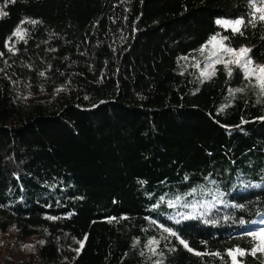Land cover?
I'll return each instance as SVG.
<instances>
[{
  "label": "trees",
  "instance_id": "16d2710c",
  "mask_svg": "<svg viewBox=\"0 0 264 264\" xmlns=\"http://www.w3.org/2000/svg\"><path fill=\"white\" fill-rule=\"evenodd\" d=\"M256 7L0 0V231L22 250L0 264H232L237 248L264 264L247 235L264 227V95L236 66L202 76L200 51L223 36L264 63ZM241 18L243 34L216 22Z\"/></svg>",
  "mask_w": 264,
  "mask_h": 264
},
{
  "label": "snow or ice",
  "instance_id": "6c2138e0",
  "mask_svg": "<svg viewBox=\"0 0 264 264\" xmlns=\"http://www.w3.org/2000/svg\"><path fill=\"white\" fill-rule=\"evenodd\" d=\"M8 2H12L14 3L15 0H8ZM261 4L264 5V0H260ZM252 3L255 4V0H252ZM255 12L256 13H260L258 19L259 21L264 22V7H256L255 8ZM7 15L6 12H4L2 9H0V17ZM217 24H221L223 26H225L226 28L231 29L232 32L234 33H242V27H247V25L245 24V20L244 19H235L232 21L229 20H217L216 21ZM31 23H39L38 21H31ZM249 24H252L253 26H255V19L253 20H249L248 21ZM15 36H18L20 39H23V33L18 29L15 33ZM228 37H223L221 40H217L216 36L211 37L209 44L213 45V48L215 49L217 47V45L219 46V51H213L212 56L216 57V59L214 60L215 64H221L223 63L225 67H228L229 65H235L236 67L242 68L244 70V74H245V79H250L254 81V87H257L260 91L261 95H264V65H256L253 66V61L251 60V58L248 56V53L251 51V49L249 48H244L241 47L240 49L236 50L233 49L231 47H228L224 44V41L227 40ZM7 46V45H6ZM11 50V49H9ZM201 52L204 51V47H202L200 49ZM227 54L229 56L235 57V59H229L227 61H225L223 59V55ZM3 54L0 53V56H2ZM185 59H187V57H185ZM195 67H199V64L194 65ZM232 73V69L229 68V75H231ZM41 76L44 75V73H40ZM202 76L205 77H209L210 78V74L207 72V66L205 68V70L201 73ZM235 91H241V89H236ZM212 183H215V181H212ZM257 187L259 185H256ZM197 192V188H193L191 189V191L189 193H187L186 195H193ZM220 195H223L222 193ZM163 199V198H161ZM181 200L180 196H177L175 201H169V206L170 207H175L176 203L179 202ZM183 206H188L187 204H184ZM193 207H195V205H193ZM191 216H185L184 219H191ZM206 223H216V221H205ZM177 223H179V221H177ZM241 224H244V221L241 220L240 221ZM165 232H168L170 235L172 236H176L179 239L178 234L173 231L172 229L169 228H165L164 229ZM247 235L252 236L254 239H257L259 241V244L256 247H253L251 249V255H255L257 253V251L264 253V227L259 228L258 230L255 231H250L247 233ZM87 237H85L86 239ZM166 239V238H165ZM180 244H182L186 249H188V251L192 252L194 251L192 248L189 247L188 243L184 240V239H179ZM43 243V242H41ZM159 241L158 240H151L149 241V245L151 244H158ZM81 248H83V243L81 242ZM30 247V246H29ZM155 251V250H153ZM196 255H207V253H200V252H196ZM237 254L241 257H243L245 255V251L242 249H229L227 255L229 257H231L232 259V264H238L237 261ZM212 255H217L219 256V253H212Z\"/></svg>",
  "mask_w": 264,
  "mask_h": 264
},
{
  "label": "rangeland",
  "instance_id": "374dc122",
  "mask_svg": "<svg viewBox=\"0 0 264 264\" xmlns=\"http://www.w3.org/2000/svg\"><path fill=\"white\" fill-rule=\"evenodd\" d=\"M220 20H229V21H232V20H235V19H220ZM223 27H225V26H223ZM226 29H229V28H226ZM216 37H217V40H221L223 38V36H216ZM224 44L226 46L230 47L226 43V40L224 41ZM203 47H204V51L202 52V55L205 58H207L208 60L204 64V67L202 68L201 73L205 70V68L207 66V72L209 74H212L214 72V67H215L214 60L216 59V57L212 56V53H213V51H219V46L217 45V47L214 49L213 48V45L209 44V42H208ZM233 49H236V48H233ZM238 49H240V48H238ZM238 49H236V50H238ZM248 56L250 57L249 53H248ZM223 59L225 61H227L229 59H235V57H232V56H229L227 54H224L223 55ZM251 60L253 61V66H256V65H264V63H257V62H255L252 58H251ZM229 66H235V65H229ZM16 235H17V231L14 230V229H8L7 231H4V232L3 231H0V237H2V236L5 237L4 238L5 239V242L2 241V240H0V243L4 244L3 247H0V260H4L5 258H9L10 259V256L9 255H11V259H10L11 261L14 258H19V255L22 252V250H19V249H21V245L17 243L19 240L17 239V236ZM16 246L19 249H17ZM237 261H238V254H237ZM238 264H240V263L238 262Z\"/></svg>",
  "mask_w": 264,
  "mask_h": 264
}]
</instances>
